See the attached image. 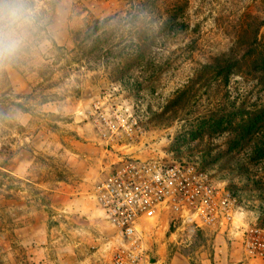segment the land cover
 <instances>
[{
  "label": "rangeland",
  "instance_id": "374dc122",
  "mask_svg": "<svg viewBox=\"0 0 264 264\" xmlns=\"http://www.w3.org/2000/svg\"><path fill=\"white\" fill-rule=\"evenodd\" d=\"M193 2L192 29L201 35L161 45L162 72L143 62L118 70L105 51L76 46L74 33L88 20L136 10L133 0H0V264H111L119 236L95 186L129 155L197 161L238 197L234 221L217 231L187 223L164 238L171 254L150 250L153 261L174 264L179 252L187 264H264L241 245L246 224H264V193L256 183L264 158L247 159L255 145L238 143L218 121L227 111L235 118L263 105L264 87L242 73L228 84L204 67L214 42L239 52V38L264 41V0ZM201 36L205 49L192 47ZM130 37L124 35L127 46ZM198 71L208 77L203 87L192 81ZM97 101L131 107L142 126L138 138L108 147L91 120ZM240 161L261 172L255 181Z\"/></svg>",
  "mask_w": 264,
  "mask_h": 264
},
{
  "label": "built area",
  "instance_id": "2783aa9c",
  "mask_svg": "<svg viewBox=\"0 0 264 264\" xmlns=\"http://www.w3.org/2000/svg\"><path fill=\"white\" fill-rule=\"evenodd\" d=\"M91 113L108 147L142 133L140 119L129 106L97 101ZM95 194L119 236L111 264H163L162 259L152 260L142 229L143 221L162 209L177 213L173 224L179 228L188 223L217 231L235 220L238 202L197 161L167 164L134 155L114 161L97 181ZM241 245L248 258L264 261V224H246Z\"/></svg>",
  "mask_w": 264,
  "mask_h": 264
},
{
  "label": "trees",
  "instance_id": "16d2710c",
  "mask_svg": "<svg viewBox=\"0 0 264 264\" xmlns=\"http://www.w3.org/2000/svg\"><path fill=\"white\" fill-rule=\"evenodd\" d=\"M132 4H135L132 5V8L136 6L137 9L126 14L118 11L110 16L94 17L92 20H88L84 27L74 33L76 46L84 52L87 50H92V52L105 51L106 59H111L112 64L118 70L129 71L130 65L143 62V66L146 65L147 69L152 71L159 67L163 72L166 62H157L160 48L163 47L161 45L176 41L182 36H189L191 33L193 35L200 34L198 33L199 28L193 27L192 29L194 2L193 0H139L137 3V0H133ZM139 7H143L141 21L138 19ZM127 27H129V31H126ZM124 35L131 36V46L124 44L126 40L123 39ZM260 39H258V35L255 42H251L247 38H239L238 40L241 41L238 43H241L243 48L239 52L236 49V51L232 49L226 52V49L221 47L222 43L214 42L211 52L208 54L209 60L205 62L204 67L207 69L210 67V73L212 71L214 75L220 76L228 84L232 83L235 75L242 73L244 77H250L264 87V41ZM193 44L192 47L196 49H205L203 39L194 40ZM166 51L172 55L171 47L168 46ZM164 57L162 56V58ZM161 64L164 65L163 68ZM199 73L200 71L194 75L192 81H196L202 86L208 77L199 76ZM248 81L245 82L247 86L249 85ZM250 96L244 95L243 106L249 104L248 98ZM234 113L227 111L224 114L225 120H218L220 126H225L223 127L224 130L230 128L236 134L235 138H238V143H245L246 146L248 144L255 145L256 152L248 154L247 159L253 160L254 157L255 160L257 156L264 158V104L247 109L235 118ZM203 134L205 136L207 133ZM218 155L220 160L216 161L219 162L222 153ZM226 155L223 153V157ZM237 164L249 181L256 180L259 170L245 165L246 163L243 161L237 162ZM261 172L264 173L262 170ZM256 183L260 186L258 189L264 193V175H260V181Z\"/></svg>",
  "mask_w": 264,
  "mask_h": 264
},
{
  "label": "crops",
  "instance_id": "0c3cea01",
  "mask_svg": "<svg viewBox=\"0 0 264 264\" xmlns=\"http://www.w3.org/2000/svg\"><path fill=\"white\" fill-rule=\"evenodd\" d=\"M103 176H101V178ZM176 216H178L177 213H175L169 208H165V209H162V211L158 215L154 217L146 218L143 221L142 229L145 232L146 242H147V246L149 250H152V251L155 249L159 250L162 247L164 252H167L166 254L172 253L169 250L170 246H168L167 241L166 239L164 240V238L168 234L170 235V238H172L177 233L176 232L177 230H180L181 228H183V227H180L176 229L175 231H172V226H174V224L172 225L173 223L172 221ZM178 253L179 252H176V254H174L176 255L177 260L175 261V256L172 259L174 264H187L186 260H188L189 258L187 259V256H185L182 253L180 254ZM178 255L180 256L181 259L180 258L178 259L177 257Z\"/></svg>",
  "mask_w": 264,
  "mask_h": 264
}]
</instances>
